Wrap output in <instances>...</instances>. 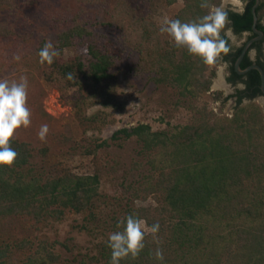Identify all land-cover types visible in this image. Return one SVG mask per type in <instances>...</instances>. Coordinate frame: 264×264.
I'll return each instance as SVG.
<instances>
[{"label": "trees", "instance_id": "1", "mask_svg": "<svg viewBox=\"0 0 264 264\" xmlns=\"http://www.w3.org/2000/svg\"><path fill=\"white\" fill-rule=\"evenodd\" d=\"M15 1L0 0V9L14 8ZM177 1L164 0L169 6ZM183 1L184 6L172 19L194 20L220 6L223 0H206L208 7L204 8L203 0ZM244 1L243 11H225L228 23L221 35L229 51L218 57L221 63H229L232 74L228 81L246 85L230 96L237 97L233 116L216 113L208 103H196L207 95H212L214 102L224 98L221 91L211 92L216 69L171 42L153 20L151 10L142 4L130 0L110 4L108 21L87 16L83 7L76 13L71 8L66 10L59 0L44 7L47 20L52 17L59 23L52 25L58 27L55 47L60 55L51 65L41 64L39 50L46 42L42 39L25 56L34 58L52 87L77 88L72 96L75 107H80L92 91L104 89L115 78L118 61L127 59L135 73L147 74L156 86L175 93L177 103L189 100L193 115L188 124L174 130L154 131L149 124H139L112 135L111 141L118 147L131 139L137 141L138 159L133 160L132 169L148 167V173L129 184L131 197L127 204H122L121 197L111 198L114 208L107 219H103L101 204L109 203L110 198L100 192L106 167L102 169L98 162L93 174H77L59 157L96 156L111 142L62 134L57 150L55 142L36 146L15 134L11 146L18 158L11 166H0V264H110L109 234L122 231L124 226L119 221L129 214L143 219L148 226L158 222L160 230L155 237L147 234L138 256L130 255L120 264H264V108L254 102L263 96L261 77L257 70L246 75L236 72L234 64L242 47L233 46L226 34L232 29L239 36L246 32L255 35L252 9L256 0ZM64 11L70 18L58 20L56 16ZM256 13L257 29L264 33V1ZM107 29L108 35L104 33ZM0 35L8 38L18 33L14 26L0 21ZM263 45L264 39L252 46L258 48L259 57ZM77 46L86 47L89 59L78 54L64 59V50ZM251 64L247 54L241 69ZM245 99L250 102L244 104ZM108 164L113 169L117 162L111 159ZM151 197L155 205L135 204ZM71 214L83 216L72 226L74 230L104 238L97 256H75L70 263L39 236L49 221H64ZM15 224L26 237L14 235ZM65 247L72 252L68 245ZM157 248L162 250L163 260L156 257Z\"/></svg>", "mask_w": 264, "mask_h": 264}, {"label": "rangeland", "instance_id": "2", "mask_svg": "<svg viewBox=\"0 0 264 264\" xmlns=\"http://www.w3.org/2000/svg\"><path fill=\"white\" fill-rule=\"evenodd\" d=\"M51 1L42 0L40 3H35V0L30 3V0H16L14 8L4 6L0 9V21L14 26L18 33V36L8 38L0 35V79L19 82L21 77H27L28 80V105L32 112V122L29 127H21L16 131L19 138L30 141L36 146H41L44 142L50 144L55 142L57 143L55 147L59 146L58 138L62 134L80 140L86 138L98 142L104 140L111 142L110 147L99 151L96 156L61 155L59 157L61 162L77 174H93L98 162H101L102 169L106 167L102 172L100 192L110 198L109 203L101 204L103 219H107L111 209L114 208V201L111 198L121 197L122 204H127L131 197L129 184L142 179L148 173V167L140 170L132 169L133 160L138 159L137 141L131 139L125 142L123 147H118L111 141L112 135L119 129L132 128L139 124H149L154 131L174 130L188 124L193 113L189 109V100L177 103L175 93L163 86H156L149 80L147 74L135 73L133 66L127 65V59L118 61V66L114 70L115 78L108 82L104 89L92 91L87 99L81 102L80 107H75L72 96L77 88L60 90L52 87L43 78L42 71L39 66H36L34 58L26 59L25 56L33 50L32 45L38 44L42 39L46 42L51 41L55 46L58 27L55 28L52 24L57 26L59 23L56 24L52 17H49L51 20L48 21L44 12V7L51 4ZM59 1L66 10L71 8L72 12L76 13L83 7L86 8L87 16L108 21L110 13H107V10H110V4H116L121 0H100L98 3L88 0ZM130 2H138L151 10L153 20L161 26L165 19H172L184 6L183 0H178L171 6L166 5L164 0H130ZM245 5L244 0H223L220 6H223L225 11L231 9L241 12ZM47 12L50 13V11ZM56 17L58 20L70 18L66 11ZM262 22L264 24V18ZM104 33L108 35L109 30L107 29ZM166 36L171 42H175L167 33ZM23 37L29 38L24 40ZM228 37L232 45L242 46L248 34L239 36L231 29V35ZM110 39L114 37L111 35ZM76 54L82 55L86 61L89 59L84 46L66 48L63 57L68 59ZM17 55L21 57L19 60L15 59ZM211 67L216 69L211 92L221 91L224 98L214 102L212 95H207L198 99L196 103L199 106L208 103L216 113L233 116L236 99L230 98L234 95V90L226 83L227 66L217 58ZM249 102L245 100L244 104ZM254 102L264 108L263 97L256 98ZM43 124L49 126V133L45 140H41L38 135ZM111 159L117 162L113 169H109V164L106 165V162ZM135 204L147 207L156 203L151 197L144 202L136 201ZM82 217L79 214H71L64 221H49L39 235L49 241L51 248L62 253V260H68L70 263L75 256L79 259L83 255L97 256L104 242V238L100 235H89L72 228L74 224L81 222ZM145 225L147 228L146 222ZM13 227L16 237L27 236L22 232L20 225L15 224ZM149 233H151L150 229H148ZM65 245H68L72 252Z\"/></svg>", "mask_w": 264, "mask_h": 264}, {"label": "clouds", "instance_id": "3", "mask_svg": "<svg viewBox=\"0 0 264 264\" xmlns=\"http://www.w3.org/2000/svg\"><path fill=\"white\" fill-rule=\"evenodd\" d=\"M201 7H208L203 0ZM228 23L227 14L223 6L214 7L202 17L191 21L181 19H165L160 28L167 33L178 47H185L189 54L200 57L204 63L213 64L222 53H227V41L221 35ZM231 35V29L227 30ZM60 50L51 41L45 42L39 50L40 63L51 65ZM21 57L17 55L15 59ZM72 79L71 74L68 76ZM32 112L28 105V80L21 77L20 81L0 79V166H11L18 158V152L11 146L16 131L31 125ZM49 133V126L43 124L39 130V138L45 140ZM123 225L122 231L109 234L108 242L111 248L110 264H120L128 256L136 257L145 247L148 229L155 237L160 230L158 222L146 228L145 221L133 214L119 221ZM156 257L163 260V252L157 248Z\"/></svg>", "mask_w": 264, "mask_h": 264}, {"label": "flooded vegetation", "instance_id": "4", "mask_svg": "<svg viewBox=\"0 0 264 264\" xmlns=\"http://www.w3.org/2000/svg\"><path fill=\"white\" fill-rule=\"evenodd\" d=\"M247 34H248V37H247V40L245 41V43L242 45V46H236V47H242V51H243V49H244V47H245V45H246V43L247 42H249L250 40H254L253 42H252V44L250 45V47H249V49H248V51H247V53H246V55L243 57V59H242V62L244 61V59H245V57L247 56V54H248V56L250 57V59H251V61L253 62V64H258L259 66H264L262 63H264V45H263V53H262V56L261 57H259V50H258V48L257 47H253L252 48V46L254 45V44H259L263 39H264V36L262 37V38H258V39H256L257 37H258V35L255 33V35L253 36V35H251V33H249V32H246ZM232 44V43H231ZM234 46V45H233ZM241 54H242V52H241ZM241 54H240V56H239V58L241 57ZM252 54H253V56H252ZM238 58V59H239ZM237 59V60H238ZM237 62V61H236ZM236 62H235V64L234 65H236ZM241 62V63H242ZM224 64H226V66H227V76H226V83L234 90V94H236L239 90H243L245 87H246V85H245V83L244 82H241V81H239V82H236V83H231V82H229L228 81V78H229V76L232 74L231 73V71L229 70V63H224ZM253 64H251V65H253ZM250 65V66H251ZM263 68V67H262ZM264 69V68H263ZM236 70V69H235ZM237 72V71H236ZM238 73V72H237ZM239 74V73H238ZM247 74V73H246ZM246 74H243V75H246ZM241 75V74H240ZM259 97H262V96H259ZM259 97H256V98H259ZM235 99L237 98L236 96L234 97ZM255 98V99H256ZM245 100H248V99H245Z\"/></svg>", "mask_w": 264, "mask_h": 264}, {"label": "water", "instance_id": "5", "mask_svg": "<svg viewBox=\"0 0 264 264\" xmlns=\"http://www.w3.org/2000/svg\"><path fill=\"white\" fill-rule=\"evenodd\" d=\"M262 0H256V4L254 5L252 11H253V15H254V25H253V31L258 35V37L256 39H260L264 36V33L261 31V30H258L257 29V25H258V22H259V19H258V16H257V13H256V9L257 7L260 5ZM254 40H250L249 42L246 43L243 51H242V54H241V57L237 60L236 62V65H235V69L236 71L243 75V74H246L248 73L249 71L251 70H257L260 74V77H261V90L263 92V98H264V69L259 66L258 64H253L249 67H247L246 69H241V62H242V59L243 57L246 55L250 45L252 44Z\"/></svg>", "mask_w": 264, "mask_h": 264}]
</instances>
